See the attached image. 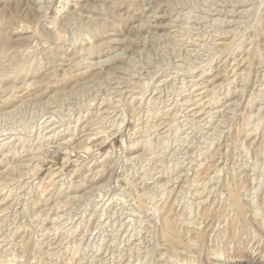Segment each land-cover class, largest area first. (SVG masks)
Instances as JSON below:
<instances>
[{
	"label": "rangeland",
	"instance_id": "obj_1",
	"mask_svg": "<svg viewBox=\"0 0 264 264\" xmlns=\"http://www.w3.org/2000/svg\"><path fill=\"white\" fill-rule=\"evenodd\" d=\"M0 264H264V0H0Z\"/></svg>",
	"mask_w": 264,
	"mask_h": 264
},
{
	"label": "bare ground",
	"instance_id": "obj_2",
	"mask_svg": "<svg viewBox=\"0 0 264 264\" xmlns=\"http://www.w3.org/2000/svg\"><path fill=\"white\" fill-rule=\"evenodd\" d=\"M205 19V18H204ZM190 38V37H189ZM150 112V111H149ZM111 127V126H110ZM157 130V129H156ZM205 188V187H204ZM105 198V197H104ZM176 200V199H175Z\"/></svg>",
	"mask_w": 264,
	"mask_h": 264
}]
</instances>
